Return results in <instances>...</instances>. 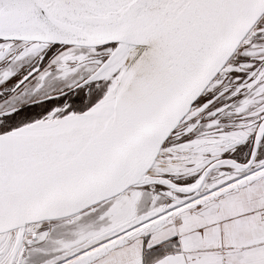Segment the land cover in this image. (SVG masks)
<instances>
[{
	"label": "snow or ice",
	"instance_id": "6c2138e0",
	"mask_svg": "<svg viewBox=\"0 0 264 264\" xmlns=\"http://www.w3.org/2000/svg\"><path fill=\"white\" fill-rule=\"evenodd\" d=\"M0 264H264V0H0Z\"/></svg>",
	"mask_w": 264,
	"mask_h": 264
}]
</instances>
